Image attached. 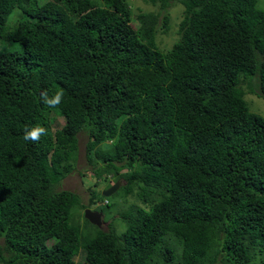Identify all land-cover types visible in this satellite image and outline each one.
Returning a JSON list of instances; mask_svg holds the SVG:
<instances>
[{
	"label": "trees",
	"instance_id": "1",
	"mask_svg": "<svg viewBox=\"0 0 264 264\" xmlns=\"http://www.w3.org/2000/svg\"><path fill=\"white\" fill-rule=\"evenodd\" d=\"M140 1L152 9L132 18L128 0H0V43L13 45L0 49V264H264V119L242 89L264 100V11ZM35 125L47 135L24 140ZM80 131L92 187L122 181L113 194L136 201L119 231L83 217L98 190L83 204L59 188Z\"/></svg>",
	"mask_w": 264,
	"mask_h": 264
},
{
	"label": "rangeland",
	"instance_id": "2",
	"mask_svg": "<svg viewBox=\"0 0 264 264\" xmlns=\"http://www.w3.org/2000/svg\"><path fill=\"white\" fill-rule=\"evenodd\" d=\"M41 1L42 0H39V2ZM255 3L258 8L264 11V0H256ZM128 4H129L128 7L131 11V14L137 12V10L139 9L140 10H151L152 9V7L149 4L144 3L140 0H128ZM181 10H182V6L178 3L171 5L167 9L166 13L169 17L168 29L165 32H162L161 28H157V33L155 36L156 47L158 49L164 50L168 48L173 42V40L176 39L177 23L181 17ZM17 11H18L17 9H14L9 14L7 21L9 20V22H12L13 19H15ZM133 16L134 15L132 14V18ZM0 44H2L0 45V49L2 48L8 49L12 45L7 42L0 43ZM11 47H13V45ZM242 89L244 91L243 99L247 103L249 111L259 115L260 117L264 119V100L260 96H257L255 91L253 92V91H249L246 88L244 89L243 86H242ZM56 121L60 122L59 119H56ZM85 141H86V133L84 131H80L77 134V155H76V161L74 163L73 170L60 181V185H59V188H63V189H67V190H71L75 192L79 196L83 204H86L88 201V197H89L88 188H94L95 190H98L99 192H101V190L105 188L104 187L105 182L101 183V185L97 184L96 186L92 187L93 178L89 171L90 170L89 165H87L85 157H84L83 146H84ZM121 184H123V182L119 181V186ZM130 203L136 204V201L130 196L118 197V195L110 194L106 196V198H104L103 196H100L99 198L95 199L90 204L89 207H85V208H89L95 211H98L100 208L105 209L106 211L101 214L100 228L106 229L108 223H110L114 228H116V230L119 231L122 228V223H120L117 220V215H118L117 213L118 211L125 210L126 206L129 205ZM80 211L82 210H78L76 214L79 215ZM77 222L78 223H76V226H75L76 230H78L80 226L82 228L81 217L78 218ZM50 243H51L50 241L47 242V244H50ZM81 257L76 256V260L81 261Z\"/></svg>",
	"mask_w": 264,
	"mask_h": 264
},
{
	"label": "clouds",
	"instance_id": "3",
	"mask_svg": "<svg viewBox=\"0 0 264 264\" xmlns=\"http://www.w3.org/2000/svg\"><path fill=\"white\" fill-rule=\"evenodd\" d=\"M63 96H64V93L62 91H56L52 95H49L48 91H43L41 93V101L45 105H47L48 107L55 108V107H57L58 105L61 104V102L63 100ZM43 135H47V129L44 126L35 125V126H32V127H26L25 128L23 139L26 140V141L39 142L41 136H43ZM109 185H111V184H109ZM92 211H95V210H92ZM97 212H100V211H97ZM100 219H101V217H100ZM96 227L100 228V225L96 226ZM100 229H102V228H100Z\"/></svg>",
	"mask_w": 264,
	"mask_h": 264
},
{
	"label": "water",
	"instance_id": "4",
	"mask_svg": "<svg viewBox=\"0 0 264 264\" xmlns=\"http://www.w3.org/2000/svg\"><path fill=\"white\" fill-rule=\"evenodd\" d=\"M119 186V181H115L114 183H112L111 185H109L106 188H103L100 192V194L104 197L112 194L117 187ZM83 216L84 218L91 224L95 225V226H99L101 224V213L97 212V211H92L88 208H85L83 210Z\"/></svg>",
	"mask_w": 264,
	"mask_h": 264
}]
</instances>
